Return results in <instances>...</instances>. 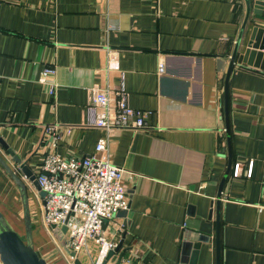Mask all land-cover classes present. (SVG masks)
Segmentation results:
<instances>
[{
    "label": "crops",
    "instance_id": "crops-1",
    "mask_svg": "<svg viewBox=\"0 0 264 264\" xmlns=\"http://www.w3.org/2000/svg\"><path fill=\"white\" fill-rule=\"evenodd\" d=\"M247 15L245 0H0V136L37 175L48 155L89 157L108 137L104 157L125 170L129 198L127 219L104 226L124 239L120 264H264V70L236 62L227 130L217 65L224 57L228 69L239 40L240 54L248 48ZM47 67L54 95L40 82ZM97 89L113 107L126 92L147 127H88ZM0 154L15 165L1 145ZM18 193L0 164V210ZM28 194L42 227L43 199ZM50 244L37 247L48 264L68 263ZM87 250L81 259L93 264L97 246Z\"/></svg>",
    "mask_w": 264,
    "mask_h": 264
},
{
    "label": "built area",
    "instance_id": "built-area-1",
    "mask_svg": "<svg viewBox=\"0 0 264 264\" xmlns=\"http://www.w3.org/2000/svg\"><path fill=\"white\" fill-rule=\"evenodd\" d=\"M108 61V70L118 69L115 59L108 57ZM159 69L160 73L165 71L163 66ZM55 77L54 67L45 68L41 74L40 82L47 86L50 95H54L59 87ZM93 93L88 127L104 130L108 134L112 130L138 131L147 127L148 115L130 106L126 92L117 93L115 107L111 104V92L97 89ZM49 130L58 132L59 127ZM108 149L109 139L103 137L96 146V152L89 157L65 160L50 154L38 176L39 185L45 193L44 227L48 229L50 225H55L61 229L66 226V245L78 255L83 253L88 242L95 243L97 257L93 264H104L108 255L118 247L106 236L105 224L129 209L128 191L123 181L125 170L104 157ZM71 260L73 263L74 260Z\"/></svg>",
    "mask_w": 264,
    "mask_h": 264
},
{
    "label": "water",
    "instance_id": "water-1",
    "mask_svg": "<svg viewBox=\"0 0 264 264\" xmlns=\"http://www.w3.org/2000/svg\"><path fill=\"white\" fill-rule=\"evenodd\" d=\"M248 10L247 22L250 17L253 16V23L256 24L254 28L255 36L248 44V48L244 54H240L241 41L239 40L235 50L230 58V64L227 69V61L224 57H218L217 65L218 70L221 73H226L225 78V120L227 130H229V84L230 78L236 62L239 65H248L264 70V0H245ZM245 28H243L244 30ZM0 145L8 151L9 156L14 162V166L7 162V160L0 154V164L16 185L20 192L23 212H24V228L25 238L15 229L13 224L9 221L6 215L0 210V261L2 264H48L43 257L42 253L36 249L34 240V225L32 222V215L30 209V201L28 189L33 188L41 199L45 198V193L42 191L39 182L38 175L31 169L28 161L22 160L16 156L15 152L10 149L8 144L0 136ZM16 167V168H15ZM231 164L226 174L228 176L231 171ZM225 177V179H226ZM128 210L116 215L117 219H127ZM44 227V226H43ZM45 228V227H44ZM217 259L219 261V224L217 226ZM57 242L61 245V248L67 254V256L74 260L73 264H84L81 255L67 247L65 237L68 231L66 226L58 229L55 225H50L47 229ZM124 239L118 244L115 251H112L106 258L104 264H106L116 253L120 252V257L117 264H120L123 260L126 250L123 249ZM197 248L200 246L197 245ZM195 247V248H196ZM198 252H196V257ZM192 264H198L194 261Z\"/></svg>",
    "mask_w": 264,
    "mask_h": 264
},
{
    "label": "rangeland",
    "instance_id": "rangeland-1",
    "mask_svg": "<svg viewBox=\"0 0 264 264\" xmlns=\"http://www.w3.org/2000/svg\"><path fill=\"white\" fill-rule=\"evenodd\" d=\"M17 197H19V196H17ZM40 205H42L41 201H40ZM6 206H8L10 209H12V213L13 214L8 212L6 209H5V211L10 216V218L12 220V223L18 229L19 233L25 238V233H24V229H25L24 228V212H23V208L21 206L19 198H15V200H13L12 202H9L8 204H6ZM13 218H15L14 219L15 222L13 221ZM42 228H43L44 232L46 233V236H47L49 242H51L56 247L59 246L60 250H62V252L67 256V254L64 252V250L61 248V245L57 242L56 238L54 239L53 235L46 228H44L43 226H42ZM90 242H88V244ZM88 244H87V247H88ZM87 247L85 248V251H88ZM47 257H49V256H47ZM67 258L69 259L68 260L69 262L66 263V264H73L72 260L68 256H67Z\"/></svg>",
    "mask_w": 264,
    "mask_h": 264
},
{
    "label": "trees",
    "instance_id": "trees-1",
    "mask_svg": "<svg viewBox=\"0 0 264 264\" xmlns=\"http://www.w3.org/2000/svg\"><path fill=\"white\" fill-rule=\"evenodd\" d=\"M38 176H39V174H38ZM18 195H19V200H20L21 206H22V200H21L20 193H18ZM22 208H23V206H22ZM5 209L10 213H12V209H10L8 206H6V204H5V208L2 209V212L6 215V217L9 219V221L12 223V220H11L10 216L7 214V212L5 211ZM14 219L15 218H13V221L15 222ZM13 226L15 227L14 224H13ZM15 229L18 231V229L16 227H15ZM24 233H25V229H24ZM34 240H35L36 249L39 246V244H41V243H45L48 246V248H51V244H50V242L46 236V233L44 232V230L41 226H38V225L34 226Z\"/></svg>",
    "mask_w": 264,
    "mask_h": 264
}]
</instances>
